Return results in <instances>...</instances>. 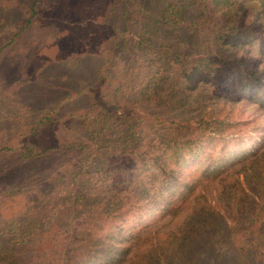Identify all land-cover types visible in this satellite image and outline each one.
Returning a JSON list of instances; mask_svg holds the SVG:
<instances>
[{"label":"rangeland","instance_id":"obj_1","mask_svg":"<svg viewBox=\"0 0 264 264\" xmlns=\"http://www.w3.org/2000/svg\"><path fill=\"white\" fill-rule=\"evenodd\" d=\"M159 10L151 0H0V238L5 232L3 242L13 247L18 217L50 223L70 217L63 228L51 227L62 230L73 250L62 259L67 247L61 245L58 255L45 256L34 236L35 249L20 250L21 263L7 257L0 264H264V145L199 185L183 205L148 218L139 237L91 231L113 255L89 259L97 246L80 231V217L92 215L86 204L110 195L98 167L126 156L132 130L147 133L177 114L198 117L217 102L211 86L192 88L183 76L191 62L181 61V52L192 48L179 34L193 40L190 27L176 33ZM100 103L139 114L106 116ZM46 114L50 121L33 130ZM71 141L86 150L43 153ZM64 230L69 236L78 230L86 241L75 242ZM90 245L82 256L79 250Z\"/></svg>","mask_w":264,"mask_h":264},{"label":"trees","instance_id":"obj_2","mask_svg":"<svg viewBox=\"0 0 264 264\" xmlns=\"http://www.w3.org/2000/svg\"><path fill=\"white\" fill-rule=\"evenodd\" d=\"M151 1L159 4L162 23L174 28L176 33L182 31L183 25L190 27L187 30L193 40L182 41V33L179 34L180 43L192 48L190 52L189 48L183 52L178 50L182 54L181 61L191 62L183 76L192 88L199 83L211 86V95L217 102L211 101L210 111L198 117L177 114L153 125L147 133L132 130L128 146L123 150L126 156L106 160L98 167L106 173L103 184L110 195L100 199L103 201L99 204H86L92 215L80 217L81 225H85L80 231L94 240L92 246H97L89 259H107L108 255H113L112 246L100 247L102 237L91 236V231H104L103 236L110 237L119 230L126 232L130 240L139 237L140 228L146 227L144 223L148 218H156L183 205L199 185L255 156L264 145L261 133L264 131V0ZM189 41L191 44H187ZM180 48L185 49L182 45ZM219 89L226 91L225 97ZM99 106L106 116L139 114L137 109L121 110L116 105L101 103ZM50 119V114L42 115L32 129L47 124ZM134 122L133 125H139V121ZM86 148L82 142L71 141L43 153L74 156ZM87 164L89 167L91 161ZM80 194L85 198V193ZM18 219L17 241L13 247L3 242L6 238L2 232L0 258L8 257L14 263H21L24 257L20 250L31 247L34 251V236L41 237L45 256L58 255L61 245L67 249L63 248L64 254L58 255L60 258L68 257L73 251L62 230L51 227L58 222L63 228L61 224H70L67 220L70 217H57L53 223L49 217ZM64 231L68 235L67 230ZM80 231L68 236L82 243L86 239ZM54 234H58L57 238ZM42 236L47 239L43 241ZM90 247L79 252L85 256Z\"/></svg>","mask_w":264,"mask_h":264}]
</instances>
